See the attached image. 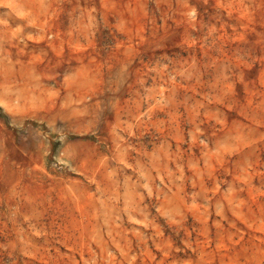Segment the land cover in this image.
<instances>
[{"label": "rangeland", "instance_id": "obj_1", "mask_svg": "<svg viewBox=\"0 0 264 264\" xmlns=\"http://www.w3.org/2000/svg\"><path fill=\"white\" fill-rule=\"evenodd\" d=\"M0 106V264H264V0H12Z\"/></svg>", "mask_w": 264, "mask_h": 264}, {"label": "clouds", "instance_id": "obj_2", "mask_svg": "<svg viewBox=\"0 0 264 264\" xmlns=\"http://www.w3.org/2000/svg\"><path fill=\"white\" fill-rule=\"evenodd\" d=\"M12 7V0H0V8H6L11 9ZM190 16L195 17L196 10L193 8V10L189 13Z\"/></svg>", "mask_w": 264, "mask_h": 264}, {"label": "trees", "instance_id": "obj_3", "mask_svg": "<svg viewBox=\"0 0 264 264\" xmlns=\"http://www.w3.org/2000/svg\"><path fill=\"white\" fill-rule=\"evenodd\" d=\"M0 117L4 118L5 120L8 119L7 114L4 112V109L0 106Z\"/></svg>", "mask_w": 264, "mask_h": 264}]
</instances>
